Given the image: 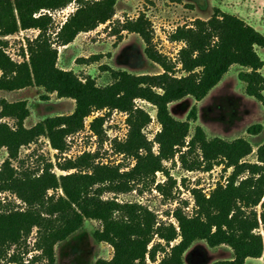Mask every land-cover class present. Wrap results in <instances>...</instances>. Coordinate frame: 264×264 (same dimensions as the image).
<instances>
[{"label": "trees", "instance_id": "obj_1", "mask_svg": "<svg viewBox=\"0 0 264 264\" xmlns=\"http://www.w3.org/2000/svg\"><path fill=\"white\" fill-rule=\"evenodd\" d=\"M72 3L76 9L52 31V12ZM116 4L117 0H0V90L36 85L75 101L70 113L48 116L27 127L25 101L0 98V117L15 120L14 126L0 122V149L8 151L0 166V193L15 194L25 206L4 205L0 199V264H30L39 259L54 264L55 246L82 229L88 219L100 222L95 238L114 250L112 258H100L95 264H186V252L201 240L211 248L227 245L232 250L231 258L211 264H244L247 258H262L264 264V141L257 146L256 161H249L246 158L254 147L245 137L210 138L201 125L191 133L197 105L185 120L170 110V103L188 96L204 99L234 64L241 67L238 77L246 84V94L264 106V58L257 50L264 48V33L238 15L216 7L209 18H195L169 34L170 41L183 43L173 60L155 47L152 24L140 14L119 22L113 32L139 34L146 45L145 54L162 71L135 74L110 69L112 81L99 85L91 76L82 78L59 67L58 46L69 45L81 32L111 21ZM28 29H36L38 34L27 39L29 59L17 62L6 52L4 38ZM139 99L156 108L160 129L152 139L145 129L153 117L137 103ZM103 110L107 112L89 123L98 148L57 161L56 166L65 173L53 171L51 162L34 170L20 171L14 166L20 148L41 136L59 153H65L68 137L84 129L86 118ZM115 110L127 114L128 131L124 139H112L111 150L133 159L132 165L105 162L100 157L107 138L105 123ZM263 128L262 123H255L247 132L257 135ZM169 161L180 162L188 171L208 172L215 166L231 171L210 193L199 185L186 187L194 210L189 213L183 201L171 212L175 222L161 219L140 201L105 196L155 186L168 198L177 184L166 167ZM158 172L166 177L164 182L156 181ZM35 228L33 247L40 253L25 262L27 240Z\"/></svg>", "mask_w": 264, "mask_h": 264}, {"label": "rangeland", "instance_id": "obj_2", "mask_svg": "<svg viewBox=\"0 0 264 264\" xmlns=\"http://www.w3.org/2000/svg\"><path fill=\"white\" fill-rule=\"evenodd\" d=\"M76 6L72 3L64 9L52 12L54 25L51 30L56 31L69 14L76 9ZM216 7L238 15L264 33V0H117L116 14L111 21L100 24L89 32H81L69 45L58 46L57 65L63 69L73 70L82 78L91 76L99 85L112 81L110 69H122L135 74L160 72L162 68L145 54L146 45L139 34L128 31L114 34L113 31L118 28V23L144 14L152 24L155 47L175 60L183 43L170 41L169 34L177 26L191 24L195 18H209ZM37 34L36 29H28L6 36L4 38L6 52L17 62L28 60L27 39H32ZM257 50L264 58V48L257 47ZM240 70L241 67L237 64L232 65L220 83L204 99L197 101L188 96L170 103V110L173 116L185 120L192 106L197 105V120L192 122L191 133L197 125H201L210 138L219 136L231 140L245 137L254 147L253 153L246 159L256 161L257 146L264 141V128L257 135L249 134L247 129L255 123H262L264 126V106L254 97L246 94V84L238 77ZM178 74L181 73L178 72ZM0 98L9 102L25 101L29 109V115L25 120L27 127L34 126L48 116L68 114L75 108L73 99L60 98L56 93H49L36 85L11 91L0 90ZM137 103L148 110L153 117L152 122L145 129L148 137L152 139L160 129L156 118V108L145 100L139 99ZM106 112L103 110L100 113ZM92 118L93 115L88 118L89 122L85 124L82 131L68 137L69 148L65 153H59L51 147L45 136H41L20 148L18 159L13 160L14 166L20 171L34 170L51 162L53 171L57 174L65 173L56 166L57 161L63 160L64 157H76L84 151H94L99 146L97 137L89 127ZM126 118L125 112L117 110L112 111L107 118L105 123L107 138L101 149V160L113 163L123 161L126 165L134 163L133 159L114 154L111 150L112 139H124L127 135ZM2 121H7L11 126L15 125V120L11 118L0 117V122ZM154 150H157V144ZM7 157V149L1 148L0 166ZM166 167L177 181L168 198L160 194L155 186L152 189L140 186L131 192L118 195L106 193L105 196H116L119 201H140L156 211L161 219L175 222L171 212L183 201L187 202L186 209L189 213L194 210L192 194L186 187L199 185L205 193H210L218 181H226L231 171L229 169L225 172L222 166H215L208 172L188 171L183 169L178 161L176 163L169 161ZM165 179L163 173H157V182H164ZM141 188L143 192H140ZM50 193L53 191L50 190ZM0 199L4 205L10 203L15 207H25L24 203L11 192H1ZM100 227V222L86 220L82 229L55 246L56 261L54 264H95L100 258H112L113 247L95 238L94 232ZM36 234L35 228L28 237L29 252L23 254L25 262L31 260L33 255L40 253L33 247ZM21 250L23 251V248ZM232 255V250L227 245L211 248L201 240L188 249L185 262L186 264H211L216 260L229 259ZM2 264L17 263L3 261ZM30 264H47V261L39 259ZM244 264H263V260L248 258Z\"/></svg>", "mask_w": 264, "mask_h": 264}, {"label": "built area", "instance_id": "obj_3", "mask_svg": "<svg viewBox=\"0 0 264 264\" xmlns=\"http://www.w3.org/2000/svg\"><path fill=\"white\" fill-rule=\"evenodd\" d=\"M101 111H96V112H94L93 113V117H95V116H98V115H100V114H102V113H100ZM127 115V114H126ZM89 118V117H88ZM88 118H86V120H85V124H88ZM90 127V126H89Z\"/></svg>", "mask_w": 264, "mask_h": 264}, {"label": "crops", "instance_id": "obj_4", "mask_svg": "<svg viewBox=\"0 0 264 264\" xmlns=\"http://www.w3.org/2000/svg\"><path fill=\"white\" fill-rule=\"evenodd\" d=\"M259 259L262 260V258H259ZM247 260H248V258L246 259V261H247ZM246 261H245V262H246Z\"/></svg>", "mask_w": 264, "mask_h": 264}]
</instances>
